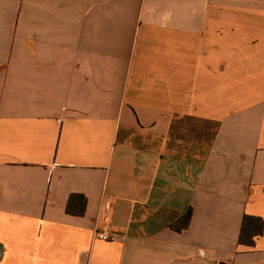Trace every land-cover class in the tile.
Instances as JSON below:
<instances>
[{
	"label": "crops",
	"instance_id": "crops-1",
	"mask_svg": "<svg viewBox=\"0 0 264 264\" xmlns=\"http://www.w3.org/2000/svg\"><path fill=\"white\" fill-rule=\"evenodd\" d=\"M245 215L264 0H0V264H264Z\"/></svg>",
	"mask_w": 264,
	"mask_h": 264
},
{
	"label": "trees",
	"instance_id": "trees-1",
	"mask_svg": "<svg viewBox=\"0 0 264 264\" xmlns=\"http://www.w3.org/2000/svg\"><path fill=\"white\" fill-rule=\"evenodd\" d=\"M81 198L83 201L82 212L83 215L86 207V199L81 195H73L69 200L67 206V212L74 214L73 204L75 199ZM192 218V209H189L180 220L172 225V228L181 232L182 230L189 227ZM264 232V221L259 217L245 215L242 223V228L239 236V244L244 246L253 247L256 242V238L263 235Z\"/></svg>",
	"mask_w": 264,
	"mask_h": 264
},
{
	"label": "built area",
	"instance_id": "built-area-1",
	"mask_svg": "<svg viewBox=\"0 0 264 264\" xmlns=\"http://www.w3.org/2000/svg\"><path fill=\"white\" fill-rule=\"evenodd\" d=\"M96 236L98 239L106 242H115L120 240L121 235L117 232H112L108 229L105 230H97Z\"/></svg>",
	"mask_w": 264,
	"mask_h": 264
}]
</instances>
